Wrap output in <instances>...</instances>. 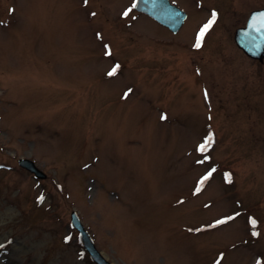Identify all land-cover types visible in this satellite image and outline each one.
<instances>
[{
    "label": "rangeland",
    "instance_id": "obj_1",
    "mask_svg": "<svg viewBox=\"0 0 264 264\" xmlns=\"http://www.w3.org/2000/svg\"><path fill=\"white\" fill-rule=\"evenodd\" d=\"M171 1L0 0V264H95L73 210L113 264H264V0Z\"/></svg>",
    "mask_w": 264,
    "mask_h": 264
},
{
    "label": "water",
    "instance_id": "obj_2",
    "mask_svg": "<svg viewBox=\"0 0 264 264\" xmlns=\"http://www.w3.org/2000/svg\"><path fill=\"white\" fill-rule=\"evenodd\" d=\"M133 6L137 11L147 14L174 33L179 31L187 18V13L172 4L170 0H134ZM234 41L248 57L264 62V8L250 13L246 25L235 30ZM18 163L38 179H45L47 176L29 158L21 157ZM71 226L79 232L80 242L94 263L113 264L98 250L93 237L76 211L71 213Z\"/></svg>",
    "mask_w": 264,
    "mask_h": 264
},
{
    "label": "snow or ice",
    "instance_id": "obj_3",
    "mask_svg": "<svg viewBox=\"0 0 264 264\" xmlns=\"http://www.w3.org/2000/svg\"><path fill=\"white\" fill-rule=\"evenodd\" d=\"M125 15H127V13H125ZM214 20H215V14H213V20L209 21V23L207 25H205L204 28L201 30V32H200V34H199V36L197 38V43H196V47L197 48L200 47V41L203 39L204 33L211 27L212 22ZM108 54H110V53H108ZM116 70H117L116 68H113V70L111 72H109V76L115 75ZM125 96H127V93L125 94ZM205 97L207 98V93L205 94ZM162 119H164V117H162ZM211 140H212V137L209 136L208 139L205 141V143L200 146L199 150L202 151V152L205 151L206 147L210 144ZM210 175H211V173H209V176ZM207 178L208 177L206 176L204 179L206 180ZM201 183H203V181H201ZM229 219H231V218H229ZM223 222L224 221H219L218 223H223ZM254 223L255 222L253 221V224ZM218 264H219V262H218Z\"/></svg>",
    "mask_w": 264,
    "mask_h": 264
}]
</instances>
